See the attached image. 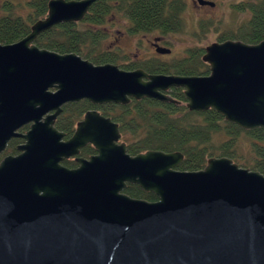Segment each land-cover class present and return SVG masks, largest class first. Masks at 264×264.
I'll return each instance as SVG.
<instances>
[{
    "label": "water",
    "instance_id": "obj_1",
    "mask_svg": "<svg viewBox=\"0 0 264 264\" xmlns=\"http://www.w3.org/2000/svg\"><path fill=\"white\" fill-rule=\"evenodd\" d=\"M97 1L48 0L28 35L0 44V155L24 140L17 156L0 160V264H264L259 172L227 157L187 172L176 169L181 152L130 155L118 124L95 110L68 139L54 126L69 103L177 105L164 92L179 88L190 112L212 109L243 130L264 129V39L212 43L201 57L208 75L185 77L127 73L35 45L53 27L81 22ZM87 146L95 154L78 157ZM71 158L76 168L62 165ZM128 184L157 201L131 198Z\"/></svg>",
    "mask_w": 264,
    "mask_h": 264
},
{
    "label": "trees",
    "instance_id": "obj_2",
    "mask_svg": "<svg viewBox=\"0 0 264 264\" xmlns=\"http://www.w3.org/2000/svg\"><path fill=\"white\" fill-rule=\"evenodd\" d=\"M68 1V0H67ZM48 0H7L0 9V44L20 41L30 32V26L47 13ZM169 0H98L79 23L60 24L40 34L35 45L59 54L75 53L94 65L112 63V54L103 51V33L97 31L102 24L101 17L112 10L125 11L136 30L144 28L161 29L170 18L165 12L172 8ZM246 10L248 16L238 27L226 31L217 39L238 40L246 44H257L264 39V0H248L237 6ZM218 29V28H217ZM202 48L191 49L188 58L175 69L183 76H205L208 66L200 58ZM181 104L161 103L152 99L132 100L128 105L109 104L97 108L102 115L119 126L121 142L127 152L136 155L149 150L166 153L181 152L184 156L178 171L203 169L211 157H227L239 167L259 172L264 176V129L243 130L210 109L204 112H190L183 103V93H172ZM87 101L69 103L63 106L55 128L69 138L74 132L75 122L88 109ZM14 141L11 152L15 153ZM81 156L88 158L95 154L91 146L83 148ZM70 168L76 164L66 161ZM124 193L131 198L157 201L152 193L143 192L138 185L128 184Z\"/></svg>",
    "mask_w": 264,
    "mask_h": 264
},
{
    "label": "flooded vegetation",
    "instance_id": "obj_3",
    "mask_svg": "<svg viewBox=\"0 0 264 264\" xmlns=\"http://www.w3.org/2000/svg\"><path fill=\"white\" fill-rule=\"evenodd\" d=\"M169 1L172 3L171 4L172 8L167 9L165 12L168 14V16H170V18L165 20V24L163 25L161 29L144 28L138 31L135 29V27H133L130 19L127 18L125 11L112 10V11H108L104 13L101 17L102 24L99 25L96 29L97 31H100L101 33H103V37H104L103 44H102L103 51H106L112 54V57H113V62L106 63V64L114 65L119 70L127 72V73L135 72V71H142L148 76H157V75L183 76V75L177 74L175 69L179 66V63L181 61L188 58L189 50L196 49V48H199V49L202 48L203 54H204V48L208 46L207 45L203 47V46H200L198 43L202 40L201 38H197V37H201L200 36L201 34H204L207 31H210V29H205L202 26L199 27V23H198L199 20L195 18L198 16V14L202 13L203 10H205V8H208L210 10L218 9L220 13L222 14V11L228 10V8L226 7L228 6L230 11L233 10L235 12L233 13V16H240V15H243L245 17L248 16L246 10H240L237 7L239 4H242V2H245V3L248 2V0H241V2H238V3L236 2L234 4L226 3V1L224 0H219V1L216 0L217 2H214L212 0H204V1L213 2L214 3L213 6L200 5L197 0H169ZM190 4L191 6H193V8H190L189 10ZM188 14L190 18L187 17ZM110 19H113V20H110ZM214 24L216 26V23ZM117 35H119V37ZM109 39H111L110 40L111 43H114V44L117 41H121V40L133 41L134 43L136 42V50L138 53H136L132 57L130 56L131 54L126 53L124 49L120 47L119 45H117L115 49L110 50L109 48L104 47L105 42ZM221 42L217 41V38H216L215 43H221ZM195 43L198 45H188V44H195ZM173 44H176L178 46L186 44L187 46L179 47L178 50L175 51L173 48ZM162 49L169 50V51L164 53V52H161ZM208 70H209V67H208ZM175 92L183 93V89L171 88L170 90L164 93L172 97V93H175ZM81 101H87V100H81ZM185 103H183V106H185ZM105 105H109V104H105ZM105 105H93L92 108L86 110L81 115V117L75 122L74 129L76 127V124L83 119V116L86 112L95 110L101 114V112L97 108H100ZM176 106L182 107L181 104H177ZM61 114L57 117L55 124L58 118L61 116ZM28 130H29V125L22 127L18 132L20 134H25ZM64 139H67V138H64ZM14 141H18L15 144L16 152L15 153L11 152L12 154H7L2 157H1L2 155L1 154L0 160L6 156H17L19 154V152L17 151V147L24 144V140L22 138H16V139L11 140L7 144L6 149L8 147L10 149V146ZM78 157H83V156L79 154ZM74 160H75L74 158H71L65 161H73L75 163ZM77 166L78 165L76 164L74 167H70L69 169L76 168Z\"/></svg>",
    "mask_w": 264,
    "mask_h": 264
},
{
    "label": "rangeland",
    "instance_id": "obj_4",
    "mask_svg": "<svg viewBox=\"0 0 264 264\" xmlns=\"http://www.w3.org/2000/svg\"><path fill=\"white\" fill-rule=\"evenodd\" d=\"M5 1H7V0H0V9L3 6V3H5ZM15 1H17V0H15ZM20 1H29V0H20ZM212 1L217 2L216 0H212ZM224 1H226V3H233V4L236 2L237 3L241 2V0H224ZM226 7L228 8V10L222 11V14L220 13V11L218 9L217 10H210L208 8H205V10H203L202 13L198 14V16L195 17L199 20V22H198L199 27L202 26L205 29H210V31H207L204 34H201L200 35L201 37H197V38H201V40H202V41L198 42L200 46L204 47L207 45L209 46L212 43H215L216 38L218 39L226 31H229V30L237 27L240 24V22L242 23L245 21V19H246L245 16H243V15L233 16V13H235V12L233 10L230 11L228 6H226ZM190 8H193V6H191V4L189 6V10H190ZM187 17L190 18L189 14L187 15ZM110 20H113V19H110ZM210 22H212V23H210ZM214 23H216V26ZM197 26H198V24H197ZM229 28H231V29H229ZM215 29L218 31H216ZM227 29H229V30H227ZM117 36L119 37V35H117ZM110 40L111 39H109L105 42L104 47H107L110 50H113L116 48L117 45H119L120 47H122L124 49V51L126 53L131 54L130 56H132V57L136 53H138L136 50V42L134 43L133 41L121 40V41H117L114 44V43H111ZM188 45H198V44L195 43V44H188ZM185 46H187V45L185 44V45H179L178 46L176 44H173V48L175 51H177L179 47H185ZM7 154H12L9 147L2 153L1 157L4 155H7Z\"/></svg>",
    "mask_w": 264,
    "mask_h": 264
},
{
    "label": "bare ground",
    "instance_id": "obj_5",
    "mask_svg": "<svg viewBox=\"0 0 264 264\" xmlns=\"http://www.w3.org/2000/svg\"><path fill=\"white\" fill-rule=\"evenodd\" d=\"M121 141V140H120Z\"/></svg>",
    "mask_w": 264,
    "mask_h": 264
}]
</instances>
